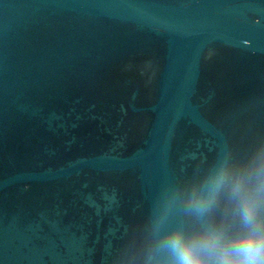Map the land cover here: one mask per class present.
Returning a JSON list of instances; mask_svg holds the SVG:
<instances>
[{
	"label": "water",
	"instance_id": "obj_1",
	"mask_svg": "<svg viewBox=\"0 0 264 264\" xmlns=\"http://www.w3.org/2000/svg\"><path fill=\"white\" fill-rule=\"evenodd\" d=\"M261 146L264 0H0V264H172Z\"/></svg>",
	"mask_w": 264,
	"mask_h": 264
},
{
	"label": "clouds",
	"instance_id": "obj_2",
	"mask_svg": "<svg viewBox=\"0 0 264 264\" xmlns=\"http://www.w3.org/2000/svg\"><path fill=\"white\" fill-rule=\"evenodd\" d=\"M222 199L227 212L217 222L212 213ZM188 204L199 227L167 237L172 264H264V146L240 159H217Z\"/></svg>",
	"mask_w": 264,
	"mask_h": 264
}]
</instances>
